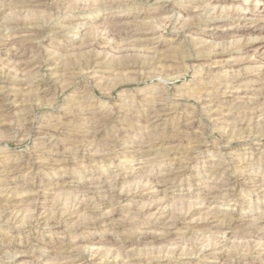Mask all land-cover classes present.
<instances>
[{"label": "rangeland", "instance_id": "1", "mask_svg": "<svg viewBox=\"0 0 264 264\" xmlns=\"http://www.w3.org/2000/svg\"><path fill=\"white\" fill-rule=\"evenodd\" d=\"M0 264H264V0H0Z\"/></svg>", "mask_w": 264, "mask_h": 264}, {"label": "bare ground", "instance_id": "2", "mask_svg": "<svg viewBox=\"0 0 264 264\" xmlns=\"http://www.w3.org/2000/svg\"><path fill=\"white\" fill-rule=\"evenodd\" d=\"M187 121V120H186ZM183 164V163H182ZM36 198V197H35Z\"/></svg>", "mask_w": 264, "mask_h": 264}]
</instances>
